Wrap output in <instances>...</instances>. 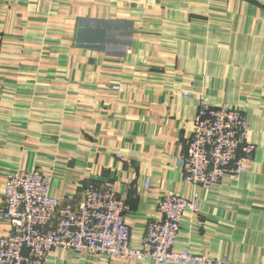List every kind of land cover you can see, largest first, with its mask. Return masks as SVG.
<instances>
[{
    "label": "crops",
    "instance_id": "crops-1",
    "mask_svg": "<svg viewBox=\"0 0 264 264\" xmlns=\"http://www.w3.org/2000/svg\"><path fill=\"white\" fill-rule=\"evenodd\" d=\"M202 95L242 110L255 146L209 190L177 162ZM17 167L65 200L111 181L136 248L158 198L193 199L175 249L264 264V0H0V211ZM43 264L156 263L56 249Z\"/></svg>",
    "mask_w": 264,
    "mask_h": 264
},
{
    "label": "built area",
    "instance_id": "built-area-1",
    "mask_svg": "<svg viewBox=\"0 0 264 264\" xmlns=\"http://www.w3.org/2000/svg\"><path fill=\"white\" fill-rule=\"evenodd\" d=\"M254 149L247 141L243 111L211 106L202 95L177 162L185 183L209 190L226 175L248 172ZM50 182L38 168L17 167L5 175L0 216L9 232L0 236V264H43L56 249L110 259H151L156 264L227 263L225 257L174 248L183 213L197 211L193 199L174 193L158 198L159 217L146 224L136 248L130 244L127 206L111 181L84 187L67 200L51 193ZM143 187H149L147 177Z\"/></svg>",
    "mask_w": 264,
    "mask_h": 264
}]
</instances>
